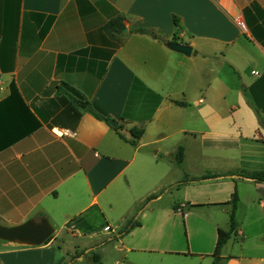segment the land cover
Wrapping results in <instances>:
<instances>
[{"label": "crops", "instance_id": "obj_1", "mask_svg": "<svg viewBox=\"0 0 264 264\" xmlns=\"http://www.w3.org/2000/svg\"><path fill=\"white\" fill-rule=\"evenodd\" d=\"M253 2L264 7L0 0V224L46 218L55 229L41 245L0 239V264H60L63 231L87 264L105 241L114 264H211L234 192L220 255L264 264V182L244 176L264 172V47L244 15ZM118 15L124 28L111 35L103 26ZM129 220L139 224L124 232Z\"/></svg>", "mask_w": 264, "mask_h": 264}, {"label": "trees", "instance_id": "obj_2", "mask_svg": "<svg viewBox=\"0 0 264 264\" xmlns=\"http://www.w3.org/2000/svg\"><path fill=\"white\" fill-rule=\"evenodd\" d=\"M244 15H245L246 24L250 30L252 37L264 47V7H261L256 2H253L244 9ZM123 19H124V17L122 15H118L114 18H111L104 24L103 28L108 33H110L111 35H113V33H119L124 28ZM174 23H175V25L178 24V19L176 16H174ZM134 31L139 32V33H146V34H149L151 36L155 35V32L153 30L147 29V28H137ZM99 75L101 76L102 74H99ZM12 88H14L13 84H12ZM65 92L70 97V99H73L75 101L77 100L75 97H76L78 92H76L75 90H73L70 87H68L67 91H65ZM87 110L92 115H94L97 119L103 120L106 123L111 125V119L112 118L110 116L102 115V114L98 113L90 105L87 106ZM114 128L116 130H118L117 126H114ZM132 135H133V137H137V134L134 131H132ZM129 141L132 144H134V142H135L134 139H131ZM173 156H174V160L176 161V163H181L182 159H183V147L178 146V148L174 152ZM244 176L251 178L255 181L264 182V172L259 171V172L245 173ZM237 200H238V196H237L236 192H234L232 194V197L230 200V203L232 204V208H231V212H230V216H229L230 217V227L228 230H223L220 228L218 229L217 240H216L215 249L213 252L214 258H213V261L211 264H224V262L226 260L225 257H222L220 255V251H221V248L224 245V243L230 237V234L235 227L234 212L236 209ZM138 224H139V222L129 220L126 223L123 231L128 232L132 227H134L135 225H138ZM91 257H92V262L94 264H100L101 263L99 252L92 253Z\"/></svg>", "mask_w": 264, "mask_h": 264}, {"label": "water", "instance_id": "obj_3", "mask_svg": "<svg viewBox=\"0 0 264 264\" xmlns=\"http://www.w3.org/2000/svg\"><path fill=\"white\" fill-rule=\"evenodd\" d=\"M167 46L184 54L191 52V46L179 42L169 41ZM262 122L264 124V120ZM54 230L46 218L38 222L28 219L16 225L0 224V239L25 245H41L47 242Z\"/></svg>", "mask_w": 264, "mask_h": 264}, {"label": "rangeland", "instance_id": "obj_4", "mask_svg": "<svg viewBox=\"0 0 264 264\" xmlns=\"http://www.w3.org/2000/svg\"><path fill=\"white\" fill-rule=\"evenodd\" d=\"M174 158V156H173ZM80 244V240L72 237L70 233L63 231L60 233L54 246L57 249L60 247V250L63 254V261L60 264H87L89 262L88 256L83 252V250H78L75 252L73 246ZM58 245V246H57ZM112 243L105 241L103 252L101 251V263L102 264H114V260L118 259L119 262L122 261V258L118 253L113 249ZM82 256L81 259H77V256Z\"/></svg>", "mask_w": 264, "mask_h": 264}, {"label": "built area", "instance_id": "obj_5", "mask_svg": "<svg viewBox=\"0 0 264 264\" xmlns=\"http://www.w3.org/2000/svg\"><path fill=\"white\" fill-rule=\"evenodd\" d=\"M236 23L239 25V26H243V21L240 17H237L235 19ZM256 73V72H255ZM54 133L58 134V135H61L62 133H65V132H68V130H62V131H59L57 129H53Z\"/></svg>", "mask_w": 264, "mask_h": 264}]
</instances>
